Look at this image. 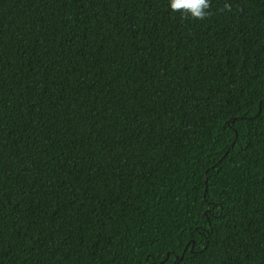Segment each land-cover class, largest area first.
<instances>
[{"label": "trees", "instance_id": "1", "mask_svg": "<svg viewBox=\"0 0 264 264\" xmlns=\"http://www.w3.org/2000/svg\"><path fill=\"white\" fill-rule=\"evenodd\" d=\"M209 11L0 0V264H264V0Z\"/></svg>", "mask_w": 264, "mask_h": 264}, {"label": "clouds", "instance_id": "2", "mask_svg": "<svg viewBox=\"0 0 264 264\" xmlns=\"http://www.w3.org/2000/svg\"><path fill=\"white\" fill-rule=\"evenodd\" d=\"M211 0H168V7L171 11L181 12L192 19L202 20L210 14ZM224 8L231 10V5L225 3Z\"/></svg>", "mask_w": 264, "mask_h": 264}, {"label": "water", "instance_id": "3", "mask_svg": "<svg viewBox=\"0 0 264 264\" xmlns=\"http://www.w3.org/2000/svg\"><path fill=\"white\" fill-rule=\"evenodd\" d=\"M161 264H163V262Z\"/></svg>", "mask_w": 264, "mask_h": 264}]
</instances>
